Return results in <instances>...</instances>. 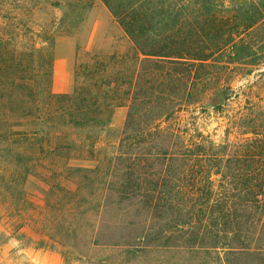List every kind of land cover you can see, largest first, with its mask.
Masks as SVG:
<instances>
[{
  "label": "trees",
  "instance_id": "trees-1",
  "mask_svg": "<svg viewBox=\"0 0 264 264\" xmlns=\"http://www.w3.org/2000/svg\"><path fill=\"white\" fill-rule=\"evenodd\" d=\"M103 2L133 53L85 50L70 92L52 91L51 51H23L0 39V156L25 178L34 158L49 156L41 167L68 182L62 189L75 215L96 199L94 246L223 251L226 264L264 259V129L242 132L237 153L226 159L228 143L179 124L180 113L207 96L206 73L224 67L230 52L239 62L252 49L247 33L264 21V0ZM127 102L116 153L95 157L113 107ZM259 109L264 116V105ZM25 119L32 129L11 127ZM156 167L164 175L154 176ZM214 168L226 174L214 179ZM76 198L83 202L72 206Z\"/></svg>",
  "mask_w": 264,
  "mask_h": 264
},
{
  "label": "rangeland",
  "instance_id": "rangeland-1",
  "mask_svg": "<svg viewBox=\"0 0 264 264\" xmlns=\"http://www.w3.org/2000/svg\"><path fill=\"white\" fill-rule=\"evenodd\" d=\"M223 1L227 6L236 2ZM52 35L57 39L51 44L48 39ZM1 38L8 39L11 47L19 50L29 51V47L35 46L52 52L55 93L72 90L74 69L85 50L98 47L133 53L131 40L103 0H0ZM246 40L252 46L249 53L239 62H232L235 56L230 52L224 67H213L212 74L207 72L212 87L207 96L179 115L180 126L191 133L202 132L216 144L228 143L226 159L237 153L242 132L264 129V116H260L259 109L264 105V21L248 31ZM131 63L134 80L135 65ZM150 79L149 76L145 80ZM147 81L145 91L149 87ZM221 92L225 95L223 101L212 103ZM128 102L113 107L111 120L98 141L100 151L93 150L95 157L109 158L116 153L129 111ZM33 125L25 119L11 127L23 132ZM18 151L22 152L20 148ZM139 151L133 148L135 155ZM49 158L35 162L34 158L32 174L25 178L17 173L20 166L0 156V264H226L223 251L218 255L188 247L167 249L139 244L127 252L122 246H94L96 199L90 198L88 206L75 215V210H70L73 199L66 198L62 189L68 182L55 179L41 167L50 162ZM157 169L154 176L164 175ZM225 174L214 168L211 177L220 179ZM74 201L72 206L83 202L80 198ZM22 256L27 259L22 261ZM234 262L264 264V259L244 256L234 258Z\"/></svg>",
  "mask_w": 264,
  "mask_h": 264
},
{
  "label": "water",
  "instance_id": "water-1",
  "mask_svg": "<svg viewBox=\"0 0 264 264\" xmlns=\"http://www.w3.org/2000/svg\"><path fill=\"white\" fill-rule=\"evenodd\" d=\"M218 97L221 99V101H223V99H224V94L221 92V93H219ZM26 259H27L26 256H22V257H21V260H22V261H24V260H26Z\"/></svg>",
  "mask_w": 264,
  "mask_h": 264
}]
</instances>
